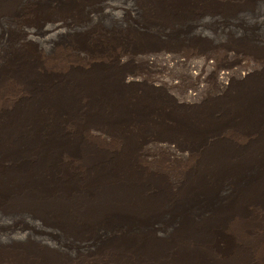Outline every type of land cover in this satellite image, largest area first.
Wrapping results in <instances>:
<instances>
[{
  "label": "bare ground",
  "instance_id": "6f19581e",
  "mask_svg": "<svg viewBox=\"0 0 264 264\" xmlns=\"http://www.w3.org/2000/svg\"><path fill=\"white\" fill-rule=\"evenodd\" d=\"M204 28L227 34L231 43L219 44L252 53L261 71L233 86L223 72L221 95L181 104L135 92L137 79L118 69L162 37L209 43ZM66 37L81 59L110 62L47 72L35 43ZM9 79L20 95L0 109V223L10 228L0 264L102 253L129 264H229L216 257L228 222L264 206V0H0V85ZM85 130L120 144L103 147ZM148 140L183 157L196 151L197 163L177 178L156 173L140 162Z\"/></svg>",
  "mask_w": 264,
  "mask_h": 264
},
{
  "label": "rangeland",
  "instance_id": "374dc122",
  "mask_svg": "<svg viewBox=\"0 0 264 264\" xmlns=\"http://www.w3.org/2000/svg\"><path fill=\"white\" fill-rule=\"evenodd\" d=\"M103 19L101 22L103 21L104 25L106 23L108 25L110 22L109 27H114L110 26L111 24L119 26L118 22L108 18ZM122 24V28L126 27L125 24L124 26ZM205 30L206 28L202 31ZM259 30L262 31L261 28ZM207 31H205V37L208 38L209 43L176 45L165 37L156 40V43L151 41L150 45L146 46L147 50L143 49L137 54L129 56L118 69L126 77L137 79V85L133 88L135 92L140 94L155 92L160 96H168L169 99L171 97L181 104H192L190 94H195L196 99L193 103L198 104L211 101V98L221 95L217 80L223 72H230L233 75V81L229 82V85L233 86L246 81L241 76L248 69H253L251 76L257 75L259 69L261 71L260 60L252 53L241 50L230 51L226 48L227 44H219L226 40L225 43H231V40L227 39V34L214 33L209 28ZM68 38L62 39V43L47 48L41 41L35 43L39 48L42 64L43 67H46L47 72L68 73L75 67L90 68L95 65L90 62L99 65L110 62L109 58L105 56L90 60L81 59L72 52L70 46H66ZM42 49L44 50L42 51ZM48 50L49 52H46ZM192 66L194 68L189 70ZM19 95L20 86L17 83L11 79L2 82L0 85V109L11 105ZM83 133L85 138L103 147L117 148L120 144L117 137L102 139L101 135H97L91 130H85ZM160 134L166 133L164 131ZM225 135L242 143L247 142V136L238 131L229 129ZM141 151L143 152L140 158L141 163L156 173L172 178L180 177L188 167L195 165L198 160L196 151L183 157L180 154H172L169 148L156 145L149 140L142 144ZM5 224V222L0 223V240L6 237L5 233L10 229ZM223 234L221 243L224 246L220 251L222 254L220 256L218 252L215 253L218 259L229 261L227 262L229 264H236L234 263L236 261L239 264H264V206H250L249 212L245 216H234L228 222ZM72 264L129 263L113 259L109 254L102 253L83 255Z\"/></svg>",
  "mask_w": 264,
  "mask_h": 264
}]
</instances>
